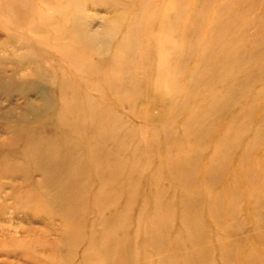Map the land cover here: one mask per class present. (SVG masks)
I'll return each mask as SVG.
<instances>
[{"label":"rangeland","instance_id":"rangeland-1","mask_svg":"<svg viewBox=\"0 0 264 264\" xmlns=\"http://www.w3.org/2000/svg\"><path fill=\"white\" fill-rule=\"evenodd\" d=\"M207 1L211 6L203 15L209 17L210 24L202 27L204 31L200 36L189 40L171 36L165 26L161 32L157 31V26L156 30L146 27L145 22L151 20L148 8L123 15L125 22L116 20L115 12L107 4L88 6L86 10L90 18L96 16L93 24L96 32H104L107 24V32L114 38L127 33L128 38H123L120 45H111L110 52L117 50L124 66L132 71L140 70L129 85L124 83L113 88L121 97L118 103L121 128L116 132L120 140L118 149L125 158L120 163H131L134 168L129 209H125L128 194L123 188H116L124 195L117 208L121 214L113 223L122 242L120 248L131 238L129 264H264V78L252 75L264 73V58L243 55L240 51L245 46L264 49V43L257 44L264 30L253 31L258 25H264L263 20H258L264 14L257 13L255 20L249 23L251 15L246 0H195L197 7ZM51 2L53 0H0V43L6 42L9 30L14 31L15 37L34 34L26 27L27 22L38 24L41 20L31 11V6L53 15ZM238 19L247 23L249 31L230 27ZM156 43L162 51L154 65L161 72L147 78L150 51L155 50ZM101 44L85 52L98 58L100 55L95 51ZM169 44L171 47L165 49ZM190 44L199 47L193 52L182 49ZM127 46H139L136 60L128 58ZM2 54L12 58L20 55V49L14 55H9V51ZM14 70L19 75H14ZM6 72L0 81H6L4 85L9 87L0 86V113L15 109L18 114H24L26 99L20 95V81L12 82L20 77V64H8ZM123 75L120 70L108 72L106 77ZM132 86L139 88L137 95L131 90ZM36 94L30 92L29 95L36 99ZM130 108L136 114H130ZM40 119L20 123V130H37ZM4 127L0 128L1 133H7ZM184 161L192 164L188 173H182L177 167L168 169L171 162ZM27 168L33 183L25 182L21 175L20 191L5 200L3 220L6 222L0 226L7 230L5 235L0 231V252L3 253L0 264H77L80 255L72 257L70 252L75 253L79 248L69 247L59 238L58 220L56 230L44 235V230L52 228L47 219L50 214L47 200L29 191L33 192L31 185H34L41 187L36 192L39 195L52 194L59 191L61 181L44 186L41 180L42 175L48 173L47 168H43V172L31 166ZM211 175L217 176L211 178ZM191 177L196 181L194 184L188 181ZM109 186L107 180L100 187ZM184 194L196 201L201 197V203L184 200ZM203 196L210 198L212 205L204 201ZM109 199L99 198L97 202L91 199L87 205L77 204V207L90 211L95 220L98 215L108 220L114 215V201ZM127 224L129 234L124 233ZM76 225L81 228L85 224ZM105 234L109 235L110 230ZM193 237L200 239L197 247L190 242ZM19 246L20 253L16 257L14 253ZM251 249L257 250L254 257ZM6 250L11 255H5ZM110 263L108 259L98 263L85 261V264Z\"/></svg>","mask_w":264,"mask_h":264},{"label":"bare ground","instance_id":"bare-ground-1","mask_svg":"<svg viewBox=\"0 0 264 264\" xmlns=\"http://www.w3.org/2000/svg\"><path fill=\"white\" fill-rule=\"evenodd\" d=\"M41 1L45 2V0ZM246 1L251 15L250 23L252 19L255 20L257 13L264 14V0ZM103 4L110 6L115 12L116 20L123 22L128 12H138L148 8L151 20L144 25L152 30H156L157 26L159 32L165 26L167 33L180 40L200 36L204 31L202 27L210 24L211 21L209 17L203 15V11L211 6L208 1L203 3V6L197 7L195 0H53L51 2L53 15L46 14L38 6H31V11L41 20L38 24L30 20L27 22L26 27H29V31L34 34L27 37L23 35L15 37L13 30L6 32V42L0 43V47L4 46L0 52V79L7 73L8 64H20V77L12 79V82L20 81V95L26 99V105L25 113L21 115L15 109L0 113V119H2L0 128L5 126L7 131V133L0 132V136L4 138V141H0V223L6 222L3 220L6 215L5 200H9V196L12 197L14 193L20 191V176L24 175L25 182H32V175L27 167L31 166L42 172L43 168H47L48 173L45 172L42 175L41 183L47 186L61 181L58 184L59 191L39 195L36 192L40 191L41 187L34 185H31L33 192L29 191L47 200L45 201L50 211L47 219L50 220L52 228L48 231L44 230V235L48 236L56 230L54 226L58 220L60 222L59 238L64 239L69 247L73 245L79 248L75 253L70 252L72 257L80 255L81 260L77 264H85L88 259L96 263L108 259L110 264H119L124 260L125 264H129L132 258L130 256L131 238L129 237L128 243L125 239V245L120 248L122 242L120 243L117 229L113 226L115 217L121 214L117 208L124 195L123 192L118 193L116 188H123L128 194L125 198V209L128 210L129 196H131L129 191L134 176L131 163H120V160L125 158V154H120L118 149L120 140L117 139L118 132H116L121 128V120L118 117L120 114L118 103L121 97L113 88L124 83L129 85L138 76L140 70L136 68L132 71L130 67L124 66V61L120 59L117 50L110 52L111 45H120L123 38H128L127 33L120 38H114L107 32L109 27L107 24L104 25L106 30L103 28L102 33L93 29L96 16L90 18L86 10L88 6ZM137 20L135 18V21ZM258 20L264 21V15ZM230 27H238L243 31H249L250 28L246 22L239 19ZM262 30H264L263 24L253 28L255 33ZM155 40L160 41V39ZM99 43L102 44L95 51L96 55H100L98 58L89 56L85 52L86 49H95ZM258 43H264V36L258 40ZM171 45H167L165 49H169ZM138 47L127 46L126 53L130 60H136L135 53ZM197 47L199 46L196 44L193 46L190 44L182 49L193 52ZM19 49L20 55L12 58L2 54L9 51V55H14ZM161 51L159 43H156L154 51H150L151 60L147 66L146 75L149 74L147 78H151L154 73L160 74L161 69L154 64L160 57ZM240 51L243 55H258L264 58V49L245 46ZM15 70L14 75H19ZM120 70L124 73L122 77H106L108 72ZM252 75L264 78L262 71ZM0 83L3 89L9 87L4 85L6 81H0ZM132 87L131 90L138 89L139 92L137 86ZM30 92H36L37 98L32 99ZM135 94L137 95V91ZM129 111L132 115L136 114L133 108ZM34 119H40L37 130L31 129L26 132L20 130V123ZM106 122L109 124L103 127L102 124ZM34 138L37 139L36 142L31 141ZM20 160L23 163H20ZM175 167L182 169V173L186 174L192 169V164L184 161L171 162L168 165V169L171 170ZM216 176L211 175V178ZM107 180L110 181V186L102 189L101 183ZM188 181H191V184L196 182L192 177ZM96 188L98 189L95 192ZM184 195L186 201L201 203V197L196 201L194 198L191 200L192 197L189 195ZM99 198H110L114 201V215L108 220L101 219L100 215L95 220L89 214L90 211L85 212L83 207L82 209L77 207V204L87 205L91 199L97 202ZM216 198L218 199V194ZM203 200L212 205L210 198L203 196ZM11 220L10 226L13 227ZM80 223L86 226L76 227V224ZM192 223L194 225L193 220ZM126 226L124 233L129 234L128 224ZM6 230V227L0 226L1 235H5ZM107 230H110L109 235L105 234ZM187 234H190L189 231ZM192 236H194L193 233ZM190 242L197 247L200 239L197 241L193 237ZM28 250L30 251L26 249ZM88 250L91 251L88 252ZM252 251H254L252 254L254 257L257 250L251 249L250 252ZM9 253L8 250L4 252L5 255H11ZM19 253L20 246L14 255L17 257ZM1 255H3L2 252H0Z\"/></svg>","mask_w":264,"mask_h":264}]
</instances>
